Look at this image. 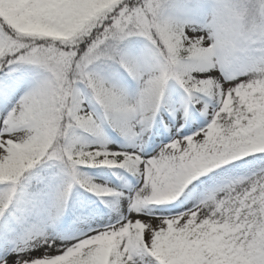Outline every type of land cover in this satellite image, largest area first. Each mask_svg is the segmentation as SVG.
Here are the masks:
<instances>
[{"label":"snow or ice","instance_id":"6c2138e0","mask_svg":"<svg viewBox=\"0 0 264 264\" xmlns=\"http://www.w3.org/2000/svg\"><path fill=\"white\" fill-rule=\"evenodd\" d=\"M0 264H264V0H0Z\"/></svg>","mask_w":264,"mask_h":264}]
</instances>
